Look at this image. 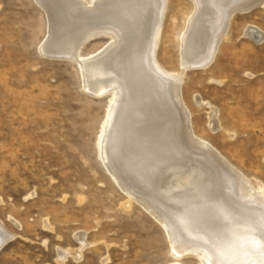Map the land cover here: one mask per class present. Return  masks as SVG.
<instances>
[{
    "label": "rangeland",
    "instance_id": "374dc122",
    "mask_svg": "<svg viewBox=\"0 0 264 264\" xmlns=\"http://www.w3.org/2000/svg\"><path fill=\"white\" fill-rule=\"evenodd\" d=\"M194 12L195 0H168L158 60L185 74L182 98L196 135L264 183V5L237 11L203 67L183 61L181 36ZM48 28L37 0H0V220L14 234L0 264H203L195 252L175 257L157 210L109 170L101 140L113 94L92 96L72 58L40 50ZM104 36L82 54L101 50ZM175 183L183 190L188 181Z\"/></svg>",
    "mask_w": 264,
    "mask_h": 264
},
{
    "label": "bare ground",
    "instance_id": "6f19581e",
    "mask_svg": "<svg viewBox=\"0 0 264 264\" xmlns=\"http://www.w3.org/2000/svg\"><path fill=\"white\" fill-rule=\"evenodd\" d=\"M37 1L49 27L40 50L72 58L92 96L113 94L102 158L131 197L162 214L154 213L168 228L175 257L195 252L203 264H264V183L227 165L196 135L182 98L185 74L158 60L168 0ZM252 5L264 0H195L181 36L184 64L209 66L233 16ZM246 31L261 35L254 26ZM100 35L107 45L83 55ZM210 119L217 125L215 111ZM184 181L183 190L174 188ZM13 236L0 220V249Z\"/></svg>",
    "mask_w": 264,
    "mask_h": 264
},
{
    "label": "water",
    "instance_id": "95a60500",
    "mask_svg": "<svg viewBox=\"0 0 264 264\" xmlns=\"http://www.w3.org/2000/svg\"><path fill=\"white\" fill-rule=\"evenodd\" d=\"M255 5H252V6H250V10H253L254 8H256V6L254 7ZM249 10V11H250ZM106 168V167H105ZM107 170V169H106Z\"/></svg>",
    "mask_w": 264,
    "mask_h": 264
}]
</instances>
